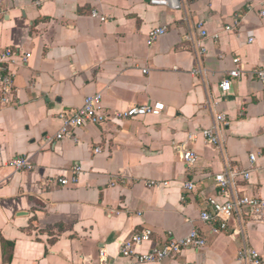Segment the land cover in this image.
<instances>
[{"label":"crops","instance_id":"0c3cea01","mask_svg":"<svg viewBox=\"0 0 264 264\" xmlns=\"http://www.w3.org/2000/svg\"><path fill=\"white\" fill-rule=\"evenodd\" d=\"M237 18L240 33L225 32ZM162 26L168 33L150 44ZM8 49L16 92L0 103V264H141L122 256L121 243L143 230L153 241L142 253L170 234L197 230L206 241L144 264H244V246L264 264V212L246 211L226 230L200 220L208 198L223 200L215 179L228 170H249L235 190L264 201V85L249 78L264 66V0H182L181 10L148 0H0V59ZM20 53L31 55L26 63ZM237 57L243 75L224 94ZM96 94L107 119L76 129L77 141L56 140L59 115ZM149 103L165 110L117 118ZM218 112L229 125L208 143L203 131ZM186 149L198 157L190 168ZM20 157L33 169L9 166ZM76 169V184L58 182Z\"/></svg>","mask_w":264,"mask_h":264},{"label":"built area","instance_id":"2783aa9c","mask_svg":"<svg viewBox=\"0 0 264 264\" xmlns=\"http://www.w3.org/2000/svg\"><path fill=\"white\" fill-rule=\"evenodd\" d=\"M105 0H95L100 4ZM150 5L167 7L172 10L182 9V0H148ZM92 15L98 17V11L94 10ZM104 20V18H102ZM243 19H235L232 24H228L224 27V31L227 33H240ZM200 39L207 37V32L204 29L203 23L197 25ZM168 33V27H156L150 32L149 40L150 44L159 39L160 37ZM214 38H218L215 35ZM252 39H250V42ZM21 54V53H20ZM29 53L21 54V58L24 63L30 58ZM16 53L8 49L0 59V103L9 104L12 95L16 92L15 89V74L10 71V65L15 62ZM234 67L228 71L227 75L223 78L220 89L222 93H228L231 90L232 81L238 80L243 75V68L240 58L233 59ZM200 72L196 70L195 73ZM249 78L255 83L264 85V66L259 69L251 71ZM165 110V106L161 103H149L143 106H131L129 109L117 118L122 120L135 119L144 117L147 115L158 116ZM62 121V127L56 135V140L72 139L77 141L76 129L83 126L86 123L100 124L104 122L107 117L102 113V99L100 94L92 95L86 98L84 104L75 110L70 112H62L59 115ZM229 125V119L223 113L218 112L215 115V123L211 129L203 131V136L208 143L219 144L218 137L219 127H227ZM197 155L190 149H186L181 153V159L190 168L197 161ZM257 157L256 155H250L251 166L254 165ZM9 166L15 170H32L33 165L25 157L15 158L10 161ZM78 169L74 172V177L71 180L67 178L59 179V183L63 186H67L70 183L76 184L78 181ZM242 177L244 180H248L250 177L249 170H228L216 177V183L219 190V196L223 199L219 201L214 197L207 199L208 208H206L200 215V220L204 223L218 227V230H226L231 220L235 219L238 222L243 223L244 215L246 211L252 214H262L264 212V201L259 199H252L246 196L239 195L235 190L236 181ZM148 185L156 186L159 183L150 181ZM191 183L186 185V189H192ZM239 232L242 233V228L239 227ZM169 240L164 244H154L150 249L142 253L139 251L143 245L153 241V232L151 230H143L133 233L130 238L121 243V254L125 258H129L136 263H155L163 262L167 259H171L181 255L186 250H198L206 246V241L202 234L193 230L189 235L183 238H175L170 234ZM239 261L244 264H261L262 259L260 255L248 247L244 246L239 253Z\"/></svg>","mask_w":264,"mask_h":264}]
</instances>
